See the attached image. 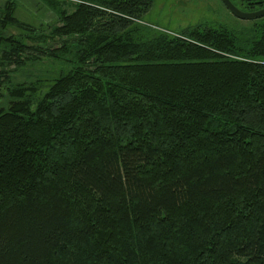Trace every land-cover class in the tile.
<instances>
[{"label": "trees", "instance_id": "1", "mask_svg": "<svg viewBox=\"0 0 264 264\" xmlns=\"http://www.w3.org/2000/svg\"><path fill=\"white\" fill-rule=\"evenodd\" d=\"M48 3L47 36L0 13L1 62L69 65L0 103V264H264V16L170 35L153 0Z\"/></svg>", "mask_w": 264, "mask_h": 264}, {"label": "rangeland", "instance_id": "2", "mask_svg": "<svg viewBox=\"0 0 264 264\" xmlns=\"http://www.w3.org/2000/svg\"><path fill=\"white\" fill-rule=\"evenodd\" d=\"M7 1L14 3L13 15L21 22L34 28L33 35L47 36L50 27L56 24V14L51 9L48 0H0V13ZM68 2L67 9H72V4L79 0H64ZM241 5V0H234ZM66 6V5H65ZM258 20H242L234 17L220 0H153L152 5L141 17L140 23L170 35L181 33L186 28L196 25L214 26L222 24L233 30H249ZM21 29L9 26L4 35L19 34ZM28 44H33L30 39H23ZM59 39H48L43 46L58 47ZM1 51V49H0ZM22 66L6 64L0 60V71L6 72L0 82V103L15 101L12 91L16 88H25L23 94L32 100L33 107L44 96L54 79L63 74L69 65L64 59H55L45 55H36ZM22 98V97H20Z\"/></svg>", "mask_w": 264, "mask_h": 264}, {"label": "water", "instance_id": "3", "mask_svg": "<svg viewBox=\"0 0 264 264\" xmlns=\"http://www.w3.org/2000/svg\"><path fill=\"white\" fill-rule=\"evenodd\" d=\"M224 7L236 18L242 20H253L258 19L264 16V7L253 10V11H246L240 9L236 6L231 0H220Z\"/></svg>", "mask_w": 264, "mask_h": 264}]
</instances>
